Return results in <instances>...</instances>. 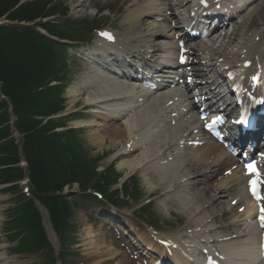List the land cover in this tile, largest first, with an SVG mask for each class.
Wrapping results in <instances>:
<instances>
[{
	"label": "bare ground",
	"instance_id": "1",
	"mask_svg": "<svg viewBox=\"0 0 264 264\" xmlns=\"http://www.w3.org/2000/svg\"><path fill=\"white\" fill-rule=\"evenodd\" d=\"M128 1L132 12L118 27L112 28L120 32L121 28H124L121 36L113 37V41L109 43L99 41L97 47L110 49L119 54H131L143 62L149 57L152 69L156 70L166 64L167 72H176L173 62L178 55V49L174 45L177 35L174 33L168 36V32L174 31L171 19H174L175 15H180L190 0ZM66 2L67 4H62L75 15L73 20L86 18L87 11L98 6L97 0H66ZM169 12L171 14L168 16ZM226 18L229 20L230 17ZM221 20L220 18L218 24L214 25L206 44L202 43L190 49L203 55L206 52L211 54L205 59L206 66L198 69L203 72L201 76L209 77L206 80L211 81V84L219 80L213 64L216 56L222 59L220 68L236 62L243 63L241 57L246 50L248 54V50L252 48L251 51H255L253 53L255 56L251 57L253 60L258 54L264 56V0L243 2L237 15L228 23L231 24V31L223 35L216 32L225 25ZM158 37L161 39H156ZM255 38L258 39V44L254 43ZM128 45L132 46L128 47ZM163 60H167L166 63L160 62ZM87 70L88 72L84 74L85 80L75 86L74 92L66 93L69 99L67 111L70 112L78 107L77 110L80 112L81 109L88 107L91 112L87 113L100 123L73 124L93 129L87 138L88 144L92 147L100 149L106 144L109 150L118 146L119 152L116 157L123 156L118 159L117 171L126 176L134 171L139 172L147 192L145 195L160 198L164 216L166 213L185 216L184 226L177 230L180 233L174 237H167L166 243L169 245L167 248L173 250L176 255L174 254L173 260L165 259L167 260L165 262L186 264L187 252L193 251L198 244H201L203 238L208 237V234H213L217 240L220 238L217 237L219 231L224 233L221 238L224 242L216 243L225 249L223 251L226 254L222 256L235 259L251 238L252 243L257 244L258 231L254 227L239 226L242 222L252 221L255 215L253 206L247 203L243 194L240 171H233L231 176L224 177L222 169L228 166L231 160L224 157L223 152L210 143L199 147L193 143L185 147L177 146L179 142H175L176 140L183 141L190 137L187 141H197V138L190 133L198 128L192 113L187 114L182 109V102L176 90L170 88L175 80L172 78L169 84L165 81L168 77L160 75L163 83L157 84V91L143 94L135 90L131 77L108 79L93 75L91 69ZM243 72L246 76L249 71ZM94 128H101V131H95ZM167 157L171 158L170 162H165ZM235 200L239 202L236 211L241 207H244V211L242 214H235L234 218L227 217L234 212L230 204ZM223 204L227 207V211L223 208ZM117 220L120 227L123 228L124 225L130 227L121 216ZM44 224L50 232L46 219ZM212 224L219 225L214 228ZM134 235H131L133 239ZM50 238L54 239L53 234ZM87 239L89 241L86 245L93 249L91 253L96 254L94 255L97 257L96 261L98 257H104L106 264H111L114 260L117 264L140 263L129 260L128 253L131 250L122 239H120L121 244L116 245L118 250L112 239L104 247L106 242H102L100 236L89 233ZM135 240L136 243L144 246L145 255L150 260V256L155 253L164 256L162 247L157 246V241L161 239H156V244H153L152 237L142 233L135 237ZM171 240L174 241L173 244ZM103 248L104 251L100 252ZM138 249H141L139 245L135 251ZM1 256L4 255H0V264H6ZM157 262L163 264L162 260Z\"/></svg>",
	"mask_w": 264,
	"mask_h": 264
},
{
	"label": "rangeland",
	"instance_id": "2",
	"mask_svg": "<svg viewBox=\"0 0 264 264\" xmlns=\"http://www.w3.org/2000/svg\"><path fill=\"white\" fill-rule=\"evenodd\" d=\"M62 3L67 4L66 0H60ZM59 2V1H58ZM60 3V2H59ZM2 3H0L1 8ZM3 8V5H2ZM67 8V7H66ZM19 10V9H18ZM1 11V9H0ZM35 11V8L33 6H24L22 10L18 13L19 16H26L30 15ZM67 16L69 18L75 17L74 14H72L68 9ZM0 17L2 18V14H0ZM8 17L7 15L3 16V18ZM0 22L4 23L5 25L0 27V69L10 72L12 75L11 79L9 80V83L14 85V94H18L20 96V87H25L26 90L24 91L25 96H29L32 99H34L38 104H44V99H38L36 96L32 93V90L28 88L29 82H25L27 77L33 76L35 81L38 80V82L44 77L45 70L49 69L50 67L46 65L43 60V56L36 50L34 44L26 39V42L24 44V41L16 38L13 34L8 33L7 31H4L6 29H14L15 33L17 34V31L22 33V29H19L15 25H8L10 23L16 24V22L11 21L10 19H1ZM96 18V17H95ZM19 37V36H18ZM79 45L77 46H71V49H69L70 58L67 61V68L66 71L69 75V89L73 88L78 83H81L82 80V74L85 73V69L87 67V62L79 55ZM26 56L27 58L24 60L23 57ZM85 67V68H84ZM81 68H84L82 72L80 71ZM4 71V72H5ZM5 74V73H4ZM2 76V75H1ZM13 79V80H12ZM38 85H43L44 83H37ZM24 95L22 97V100L24 99ZM64 98V107L60 113L61 115L68 113L67 105L68 100L63 96ZM63 107V105H62ZM60 115V117H61ZM64 120H60L61 124H64V122L67 121L66 118H63ZM74 121V118L71 120ZM71 122V123H72ZM71 123H67L66 127H71ZM89 133L85 130L82 132L79 136L81 137V140L84 142L86 146L88 145V139L86 138ZM16 138H18L16 136ZM41 139H38V142ZM40 145H42V142H39ZM38 147L35 150V155L43 156L44 150L37 145ZM117 147H113L109 150H115ZM89 155L85 156L87 153V150L83 153L78 151L75 153L76 160L78 161L77 164L86 165V162L91 158L93 160L94 158L101 156L102 154L111 153L108 151L107 145L105 144L102 148L98 149L96 147L89 146L88 147ZM74 156V154H73ZM102 161L99 163H94L95 166L104 168L106 165L107 160H111V157H102ZM82 162V163H80ZM92 170L96 171V168H92V166H88ZM24 173L27 174V165L23 167ZM97 171H99L97 169ZM124 176V174H123ZM122 176V177H123ZM136 182L138 186H140L145 192V186L143 184V179L141 176H139L138 173H136ZM131 177V176H130ZM121 177L117 178V184L120 186L124 183V181L120 182ZM41 181L35 182L33 184H30L29 190L34 191V195H41L43 196V192L41 189ZM116 187V186H115ZM114 187V188H115ZM23 188V187H22ZM76 186L74 188H70L68 192L70 191H76ZM149 193V192H148ZM69 193L65 196V198L68 200L69 203H71L69 200L70 198ZM149 195V194H146ZM52 197V196H51ZM18 198V197H17ZM17 198H13V194L11 192H1L0 191V253H6L4 255V259L6 261V264H46L47 255L49 252H46L41 247L40 249H36V252L29 253V252H23V253H16L14 251H11L15 244L10 243L9 236L6 234V231L4 229V223L6 220V216L8 213V210H12L14 206L16 205ZM54 199H57L56 196L52 197ZM155 199V198H154ZM160 200L155 199L154 200V210L158 213L161 212V207L159 204ZM137 208V206H136ZM105 209H108V207H102L100 205H92V204H81L80 206L73 207L70 205L69 211L71 210L72 216L66 220L68 225H70L73 228V231L67 233V241H65V245H60L59 238L57 237V246L58 250L55 252H60L68 257L64 256L66 258L65 264H104L103 259L99 260L97 263L93 257L94 253H91L90 251H85L86 246H84L87 243L86 235L91 233L94 236H100L102 242H106L105 245L108 244V238L110 235L112 236H118L120 235V231L118 230L117 223L113 227L110 225V222H116L115 218H106L105 217ZM135 210V209H134ZM134 210H122L126 214V218L131 221V225L133 227H139L141 224L136 219V214L134 213ZM121 210H116L117 214H123ZM11 212V211H10ZM137 215L142 219L143 214L138 213ZM121 216V215H119ZM104 220V221H100ZM116 219H118L116 217ZM174 230V229H173ZM121 236V235H120ZM44 241H46V238L44 237ZM15 243H18L17 241H14ZM103 245V246H105ZM8 251V252H6ZM55 256V254H54ZM60 264V263H57ZM116 264V263H115Z\"/></svg>",
	"mask_w": 264,
	"mask_h": 264
},
{
	"label": "snow or ice",
	"instance_id": "3",
	"mask_svg": "<svg viewBox=\"0 0 264 264\" xmlns=\"http://www.w3.org/2000/svg\"><path fill=\"white\" fill-rule=\"evenodd\" d=\"M201 2L203 3L204 0H201ZM103 36H105L107 39H112L111 35L108 34V33H102ZM185 60L183 54L180 56V61L181 63H183ZM249 169L252 168L251 165H248ZM254 171V169H253ZM257 184H258V181H249V187H250V191L252 193V195L254 197H256L257 199H260L261 197L258 195V189H257ZM261 215H260V221H261V226L264 227V208H261ZM262 248H264V245H262Z\"/></svg>",
	"mask_w": 264,
	"mask_h": 264
},
{
	"label": "trees",
	"instance_id": "4",
	"mask_svg": "<svg viewBox=\"0 0 264 264\" xmlns=\"http://www.w3.org/2000/svg\"><path fill=\"white\" fill-rule=\"evenodd\" d=\"M2 1H3V0H0V3H2ZM0 9L2 10V5H1V8H0ZM0 13H2V11H0ZM42 176H44V175H42Z\"/></svg>",
	"mask_w": 264,
	"mask_h": 264
}]
</instances>
